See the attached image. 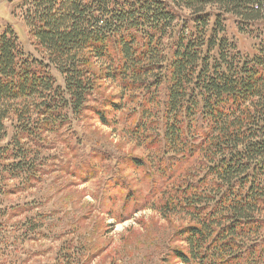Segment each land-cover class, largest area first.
<instances>
[{
  "label": "trees",
  "instance_id": "16d2710c",
  "mask_svg": "<svg viewBox=\"0 0 264 264\" xmlns=\"http://www.w3.org/2000/svg\"><path fill=\"white\" fill-rule=\"evenodd\" d=\"M21 8L42 60L24 52L12 27L0 34V136L15 120L16 148L5 153L24 161L5 171L37 179L27 141L40 145L88 117L112 127L125 111L129 136L149 154L107 167L100 207L116 206L115 190L124 194L120 223L146 201L165 218L189 217L166 241L183 246H168L162 264H264V22L252 56L232 54L220 38L225 17L254 32L264 0H23ZM104 80L120 93H101ZM70 174L85 184L98 169L81 157Z\"/></svg>",
  "mask_w": 264,
  "mask_h": 264
},
{
  "label": "rangeland",
  "instance_id": "374dc122",
  "mask_svg": "<svg viewBox=\"0 0 264 264\" xmlns=\"http://www.w3.org/2000/svg\"><path fill=\"white\" fill-rule=\"evenodd\" d=\"M22 2L0 0V34L12 27L24 52L42 60L29 36ZM262 22L264 14L249 34L236 20L225 17L220 38L225 35L232 54L252 56L261 40ZM50 71L58 86L64 87L60 72L52 65ZM101 91L106 96L120 93L118 84L110 80L102 82ZM122 115L126 116L125 111L117 117ZM118 118L112 127L102 125L96 117L76 121L61 132L45 134L40 145L23 139L22 143L27 141L28 148H33L31 154L37 151L35 165L41 168L37 179L5 171L4 167L12 163L24 166L22 158L10 159L5 153L16 148L17 135L16 121L5 122V132L0 136V264H162L168 246H183L176 240L166 241L189 225L190 218L183 214L165 218L158 212L156 201L143 200L144 208L122 223L115 214L123 203V193L117 195L112 190L116 206L107 202L106 207H100L96 196L100 182L107 179V167H113L122 156L149 154L129 136L130 121ZM73 132L75 137L70 140ZM81 157H88L98 169V177L85 184L70 174ZM124 176L133 183V189H141V184L134 182L136 173L126 169Z\"/></svg>",
  "mask_w": 264,
  "mask_h": 264
},
{
  "label": "water",
  "instance_id": "95a60500",
  "mask_svg": "<svg viewBox=\"0 0 264 264\" xmlns=\"http://www.w3.org/2000/svg\"><path fill=\"white\" fill-rule=\"evenodd\" d=\"M8 1H10V0H8Z\"/></svg>",
  "mask_w": 264,
  "mask_h": 264
}]
</instances>
